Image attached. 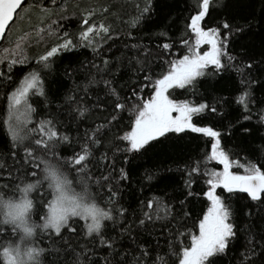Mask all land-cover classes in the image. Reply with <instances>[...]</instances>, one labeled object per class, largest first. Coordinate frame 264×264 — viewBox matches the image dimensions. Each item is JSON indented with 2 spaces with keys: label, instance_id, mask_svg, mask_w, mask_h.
I'll return each mask as SVG.
<instances>
[{
  "label": "trees",
  "instance_id": "obj_1",
  "mask_svg": "<svg viewBox=\"0 0 264 264\" xmlns=\"http://www.w3.org/2000/svg\"><path fill=\"white\" fill-rule=\"evenodd\" d=\"M145 7L148 8L146 12L143 11ZM26 8H30L29 13L22 19ZM262 10L264 0H210L209 10L200 25L204 30L219 27L227 36L224 50L235 59L229 61L222 57L223 71L207 65L204 74L195 77L192 83L183 88L173 86L166 92L174 101L208 106L193 114L192 122L197 127L212 128L219 134L215 139L230 161L232 172L242 175L248 174L247 169L252 164L264 171V122L260 119L264 115ZM89 11L93 13L89 24L98 27L103 23L110 29L99 35L89 33L91 44L80 36L87 27L83 21ZM198 11L196 0H26L17 11L0 43V57L27 59L12 68L11 81L0 77V160L5 165L0 169V194L19 202L25 196L20 189L41 179L42 186L38 185L27 193V198L33 201L30 220L37 225L43 223L40 217L47 213L45 205L53 198L49 181L43 179L45 174L33 169L31 163H25L23 147L19 148L15 158L12 157L11 152L17 150L10 149L11 140L3 125L8 94L19 86L27 73L36 71L49 103H45L44 96L30 90L28 104L35 112L28 126L35 127L41 120L55 118L60 131L71 138L70 142L61 143L55 149L56 155L42 151L36 154L59 169L71 182L73 191L81 192L87 184L94 202L113 217L101 221V232L112 242L111 248L102 245L96 233L85 235L89 219L73 217L71 223L75 233L62 229L64 239H70L75 252H71L55 234H52V240L56 241L53 245L48 235L51 229L41 233L37 228L30 242L32 246L46 250L42 264H73L75 253L82 250L90 260L99 264H105V258L111 264H137V261L139 264H154L158 256L167 264H178L176 253L184 245L190 246L191 237L198 235L199 221L209 208V199L204 195L210 188L208 180L215 178L213 173L221 171V166L209 158L214 139L185 129L157 137L149 142L150 147L145 145L146 150L138 152L122 151L128 142L117 139L131 131L135 106L142 107L141 98L148 99L152 95L154 88L151 85L155 80L170 70L171 62L190 55L193 32L187 25ZM21 19L26 24L25 32L12 42L9 38ZM224 22L233 26L231 32L223 28ZM236 28L242 30L235 31ZM217 38L223 40L222 36ZM65 39L71 40L74 46L59 50L50 58L49 68L38 63L39 56L64 43ZM18 43L19 49L16 48ZM165 43L170 45L167 50L162 47ZM246 64H253V68H243ZM241 68L242 72L237 70ZM0 72L8 73L7 59L0 63ZM145 75L151 79L145 81ZM242 77L245 81H257L250 86L247 110L244 104L238 103V97L248 86L241 84ZM93 80L95 82L90 83ZM105 80L110 81V87L116 90L118 102L125 105L122 111L115 108L117 96L111 94ZM142 86H145L143 92L140 91ZM133 92L138 95H132ZM81 107L87 109L83 116L79 112ZM213 107L215 112L211 110ZM112 116H116V120H112ZM245 116L249 119H244ZM99 125H105L96 133L100 143L91 147L87 171L77 173L75 166L69 167L65 161L81 151L87 136ZM24 143L34 146L31 139ZM102 155L108 159L102 160ZM43 167L40 165V169ZM193 168L198 171H192ZM121 169L127 173L128 179H119ZM32 171H37L38 176L30 175ZM102 176H111V179L105 182L100 179ZM109 183L118 192L111 204L108 203L111 197ZM215 195L229 206L236 231L226 252L216 259L215 264H264V242H261V236H264V197L253 201L241 191L229 193L221 185L215 188ZM153 198L160 200L159 213L146 207L147 201ZM165 207L169 210L167 213ZM120 208L125 210L123 214ZM143 211H153V218L141 225ZM7 232L6 236L0 233V252L4 246H14L21 240L19 229L13 233L8 227ZM143 252L148 255H142ZM0 264H5L2 256Z\"/></svg>",
  "mask_w": 264,
  "mask_h": 264
},
{
  "label": "snow or ice",
  "instance_id": "obj_2",
  "mask_svg": "<svg viewBox=\"0 0 264 264\" xmlns=\"http://www.w3.org/2000/svg\"><path fill=\"white\" fill-rule=\"evenodd\" d=\"M196 3L199 11L197 14L191 16V21L187 27L196 35V46L199 47L201 44H207L209 50L203 52L202 55L198 52H193L191 55L183 56L179 61L171 62L170 70L167 73H162L160 78L155 80L154 84L151 85L154 91L150 98H141L142 107L140 105L135 106V119L132 122L131 131L117 137L121 141L128 142V146L122 149V151L138 152L141 149H145V145L150 147L149 142L156 140L157 137L165 136L169 132L180 133L185 131V129H190L195 133H203L206 136L212 137L214 141L219 135L212 128L197 127L192 122L193 114L201 112L208 107L207 105L201 103L197 106H191L188 102H177L169 99V96L166 95L168 89L174 85L183 88L186 84L192 83L195 77L204 74L203 70L209 64L213 65L217 71H223L225 65L221 62L222 57H227L229 61L235 59V57H232L224 50L227 44V36L220 31L219 27L209 28L205 31L200 25V22L205 18L209 10L210 0H196ZM22 6V0H0V37L6 34L7 29L11 26L10 22L15 20L17 11ZM143 11H148V8L145 7ZM92 15L93 13L89 11L88 16L83 21L87 27L80 33L81 38L87 40L88 44L92 43L91 39H89V33L99 35L100 32L107 33L110 31L109 27L103 23H100L98 27L89 24V18ZM133 26H135V23H133ZM223 28L230 32L233 30V26L228 22L223 23ZM234 30L240 31L242 29L236 28ZM160 35L163 36L165 34L160 33ZM218 36H222L223 40L217 39ZM183 43L187 44L188 42L183 41ZM73 46L71 40L65 39L64 43L51 47L45 54L39 56L38 63L42 64L44 68H49L51 64L50 58L54 57L59 50H69ZM19 47L18 43L16 48L19 49ZM133 47L136 46L133 45ZM162 47L167 50L170 48V45L165 43ZM4 51L8 52V49ZM5 59L8 62V73L0 72V77L11 81L14 75L12 68L18 63H25L27 58L23 57L17 60L0 57V63L4 62ZM105 64H107V61H105ZM243 68L251 70L253 64H246ZM243 68L237 70L242 72ZM150 79L149 75L144 76L145 81H149ZM39 82V73L31 71L20 82L21 87L8 94V109L7 115L3 119V125L6 127L7 134L11 140L10 149L17 150L11 152L12 157L15 158L19 148L23 147L25 163H31L33 169H39L45 174L43 179L49 181V187L53 189V198L45 205L48 209L47 213L40 217L43 223L39 225L29 223L33 201L27 198V193L38 185L42 186L43 181L38 178L34 183L26 184L24 188L20 189V191L25 193V196L19 202L4 205L6 211L3 214V219L0 220V233H3L5 236L8 235L7 228L11 227L13 233L17 229H22L26 235L31 236L33 229L38 228L41 233H45L51 229V233L48 235L53 245L56 241L52 240V234H55V236L63 240V243L67 245V248L71 252H75L70 239H64L62 229L66 228L68 233H75L71 221L73 217H79L85 220L90 219L91 221L85 225L87 229L85 235L91 236L93 233H96L100 239V243L102 245L107 244L111 248L112 242L106 239L101 232V221L113 219L112 215L94 202L87 184H85L81 192L73 191L70 187L71 182L66 176L59 169L51 166L43 157L36 154L37 151H42L49 155H56L55 149L61 143L70 142L71 140L69 135L60 131L58 121L55 118L41 120L35 127L28 126L32 121V114L35 112V109L28 104L30 90H35V94L44 96L45 103H49L46 93L43 91V85L39 84ZM94 82V80L90 81V83ZM104 83L109 85V87L111 85V82L107 80ZM255 83H257L256 80L245 81L243 77L241 79V84H247L248 86L244 88V91L238 97V103L244 104L246 110L247 98L251 96L250 86ZM144 87H141V92L144 91ZM262 87H264V82H262ZM85 89H87V85ZM110 92L112 95L117 96L115 108L122 111L125 105L118 102L119 97L116 90L110 87ZM132 95L136 96L138 94L133 92ZM67 99H71V97ZM211 110L213 112L216 111L215 107ZM86 111L87 109L83 107L79 109L81 116ZM111 119L116 120V116H112ZM244 119H249V117L245 116ZM260 119L261 122H264V115ZM103 127L105 125H99L93 130L92 134L87 136L85 142L81 145V151L66 159L65 163L69 167L75 166L77 173L83 174L87 171L88 158L92 155L91 147L100 143L96 133ZM245 131L248 130L245 129ZM29 139L32 140L34 146L24 143ZM117 151H121V149L117 148ZM209 158L216 159L223 164L224 171L223 173H213L212 175L215 177V180H208L211 188L204 195L211 201V206L204 214L203 219L199 221V235H193L191 237V245H184L180 252L176 253L178 264H215L216 259L226 252L230 240L236 236L235 225L230 219L232 213L229 206L222 201L220 196L214 194V189L218 183L222 184L223 188L229 193L234 188L246 192L253 201L261 200L264 197V171L261 168L252 164L247 169L248 174L246 175L238 176L231 174L229 172L230 161L223 151H218V141L212 144V152ZM101 159L107 160L108 157L102 155ZM40 165H44V167L40 169ZM4 167L3 161L0 160V169ZM192 171L195 172L198 169L193 168ZM30 175L36 177L38 176V172L32 171ZM100 179L108 182L111 176H102ZM119 179H128V175L124 169L120 170ZM148 179H151V176ZM97 183H100V180H97ZM108 189L111 192L108 203L111 204L114 202L115 197H117L118 192L113 190L110 183L108 184ZM191 194L190 192L189 195ZM146 207L159 213L161 210L159 198L148 200ZM119 211L121 214L125 212L123 208H120ZM164 211L167 213L169 210L165 207ZM152 218L153 211H143V218L140 219L139 223L144 225L146 220H151ZM157 218H160L159 215H157ZM178 235H183V233H178ZM261 242H264V236H261ZM249 243H252V241L250 240ZM52 250L59 252V249L53 248ZM45 251L41 247L29 248L25 251L24 255L29 259H33L34 253L38 256L41 252L44 253ZM173 251L175 250L173 249ZM142 255L147 256L148 253L143 252ZM0 256L4 258L5 264H21L20 245L17 244L15 248L11 244L4 246L2 252H0ZM75 257L73 264H99L98 261L90 260L83 250L75 253ZM105 264H111V262L105 258ZM137 264H139V261H137ZM154 264H167V262L163 257L158 256Z\"/></svg>",
  "mask_w": 264,
  "mask_h": 264
},
{
  "label": "rangeland",
  "instance_id": "obj_3",
  "mask_svg": "<svg viewBox=\"0 0 264 264\" xmlns=\"http://www.w3.org/2000/svg\"><path fill=\"white\" fill-rule=\"evenodd\" d=\"M31 9H35V8H31ZM29 10H30V8H26L23 12H22V19L24 18V17H26V14L27 13H29ZM40 14V15H42V12H37V14ZM24 16V17H23ZM22 19L20 20V22H18V24L14 27V29H13V31H12V33H11V36H10V38H9V40L10 41H16L18 38H20L21 36H22V34L25 32L24 30V26L26 25L24 22H21L22 21ZM18 29V30H17ZM206 31V30H205ZM218 39V38H217ZM5 47V46H4ZM2 49H4V48H2ZM209 50V46L207 45V44H201V45H199V47H197L196 46V35H195V33H193V46H192V50H191V52H190V55L193 53V52H198V53H200L201 55L203 54V52H205V51H208ZM180 60V59H179ZM179 60H177V61H179ZM209 65H211V64H209ZM174 86H176V85H174ZM19 87H21V84H19V86L17 87V88H19ZM16 88V89H17ZM15 89V90H16ZM150 98V97H149ZM214 142H216V139H215V141H213V143ZM218 151H221L220 150V148H219V145H218ZM211 152H212V147H211ZM215 162H217L220 166H221V171H219L218 173H223V171H224V165L223 164H221L218 160H216V159H213ZM229 172L231 173V174H233V175H238V176H243L242 174H237V173H234V172H232V169H231V163H230V167H229ZM213 180H215V178L213 179ZM222 186V184H217V186ZM223 187V186H222ZM210 188H211V185H210ZM210 188H209V190H210ZM208 190V191H209ZM233 190H238V189H236V188H234ZM214 194H215V189H214ZM211 206V201L209 200V207ZM209 209V208H208ZM90 220V219H89ZM91 222V221H90ZM198 235H199V230H198ZM197 235V236H198ZM31 238V237H30ZM30 238H27V240H30ZM21 241V240H20ZM20 241H18L14 246H12L13 248H15L16 247V245L17 244H20Z\"/></svg>",
  "mask_w": 264,
  "mask_h": 264
},
{
  "label": "clouds",
  "instance_id": "obj_4",
  "mask_svg": "<svg viewBox=\"0 0 264 264\" xmlns=\"http://www.w3.org/2000/svg\"><path fill=\"white\" fill-rule=\"evenodd\" d=\"M7 203H15L11 197H5L4 195L0 194V220L3 219V214L6 211L4 205ZM27 218V217H26ZM29 223H32L31 220H29ZM22 233L21 241H20V251H21V264H42V256L43 252H41L38 256L33 254L34 258L29 259L27 258L24 253L29 248H36L32 246L30 240H27V238H30L35 235V232L37 229H33V233L31 236H28L24 233L22 229H19Z\"/></svg>",
  "mask_w": 264,
  "mask_h": 264
},
{
  "label": "water",
  "instance_id": "obj_5",
  "mask_svg": "<svg viewBox=\"0 0 264 264\" xmlns=\"http://www.w3.org/2000/svg\"><path fill=\"white\" fill-rule=\"evenodd\" d=\"M25 1L26 0H22V4H24L25 3ZM20 9V8H19ZM18 9V10H19ZM12 22H10V24H11ZM3 37H4V35L2 36V37H0V43H1V41L3 40ZM239 190V189H238ZM240 191V190H239ZM242 192V191H241ZM242 193H244V194H246V195H248L246 192H242Z\"/></svg>",
  "mask_w": 264,
  "mask_h": 264
}]
</instances>
